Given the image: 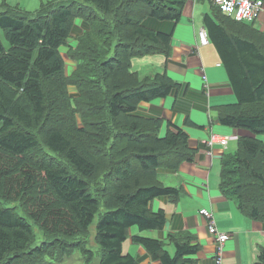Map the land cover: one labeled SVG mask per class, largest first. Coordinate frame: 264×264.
<instances>
[{
	"label": "trees",
	"instance_id": "1",
	"mask_svg": "<svg viewBox=\"0 0 264 264\" xmlns=\"http://www.w3.org/2000/svg\"><path fill=\"white\" fill-rule=\"evenodd\" d=\"M187 1L51 0L36 12L0 11L9 45L0 40V264L60 263L74 251L92 264L85 240L98 216L99 264H140L123 252L130 238L153 262L192 263L201 249L192 236L131 235L164 229V211L151 204L175 202L181 191L166 187L159 171H178L196 154L182 128L168 122L162 135V117L141 115L142 103L178 95L183 84L132 70L135 57H170L173 33L146 21L178 23ZM78 19L90 30L69 51L76 70L68 76L61 48ZM204 21L237 97L219 109V123L242 130L236 151L223 156L220 190L264 221V34L228 16ZM255 264H264V248Z\"/></svg>",
	"mask_w": 264,
	"mask_h": 264
},
{
	"label": "crops",
	"instance_id": "2",
	"mask_svg": "<svg viewBox=\"0 0 264 264\" xmlns=\"http://www.w3.org/2000/svg\"><path fill=\"white\" fill-rule=\"evenodd\" d=\"M218 9L209 0H188L178 23L146 21L149 28L173 33L171 55L169 58L163 53L135 57L132 59L133 71L141 78L166 72L173 80L183 84V90L178 95L173 93L164 99L142 103L141 115L162 117L165 120L163 131L167 130L168 122L182 128L196 154L192 162L183 163L178 171H159L160 180L166 187L181 191L180 198L175 202L161 197L151 204L154 212L164 211L167 219L164 229L143 233L133 229L131 235L165 240L171 234H187L201 246L196 255L189 257L190 264H215L216 242L208 232L205 217L200 214L202 209H207L213 212L218 229L231 235L223 247L222 264H255L260 250L264 248V221H255L241 213L237 204L220 190L223 156L236 151L237 140L230 141L226 148L214 147L212 154L207 153L205 143L212 134H242V130L219 123V109L237 103V97L217 47L210 38L209 44L203 46L199 38L201 30L208 32L204 21L207 15L213 16L218 23L225 19L226 15L219 13ZM253 26L264 34V11ZM89 30V24L78 19L72 34L77 36L76 45L71 47H77V38ZM71 40L72 37L68 42ZM67 57L66 74L70 76L76 70V62ZM70 92L75 93V88L70 87ZM187 119L194 126L186 125ZM123 252L136 256L140 264H160L153 262L149 252L131 238L124 243Z\"/></svg>",
	"mask_w": 264,
	"mask_h": 264
},
{
	"label": "built area",
	"instance_id": "3",
	"mask_svg": "<svg viewBox=\"0 0 264 264\" xmlns=\"http://www.w3.org/2000/svg\"><path fill=\"white\" fill-rule=\"evenodd\" d=\"M194 2L198 0H192ZM215 6L219 7L221 11L228 17L238 21L246 23H255L261 12L264 11L263 0H209ZM201 45L206 46L209 44L208 34L205 29L199 33ZM238 136H221L218 134H212L205 142L207 147V153L212 154V149L216 146L226 148L230 141L237 140ZM200 214L203 215L207 221V228L209 234L215 239L217 258L215 264H222V251L227 241L230 240L231 235L229 233L221 232L217 225L213 215V212L202 209Z\"/></svg>",
	"mask_w": 264,
	"mask_h": 264
},
{
	"label": "rangeland",
	"instance_id": "4",
	"mask_svg": "<svg viewBox=\"0 0 264 264\" xmlns=\"http://www.w3.org/2000/svg\"><path fill=\"white\" fill-rule=\"evenodd\" d=\"M47 1H49V0H0V11H3L2 9H6L7 7H10V8L19 7L21 9H26L28 11L34 12L35 10L41 8L42 3H46ZM76 37L77 36L74 34L72 36V40L70 42H68V45L66 47H63L61 50V53H62L64 59H66L67 61H68L67 56L69 55V51L71 49V46L76 45L75 44V42H76L75 38ZM0 40L2 41V43L4 44V46L6 48L9 47L7 40L5 38V34L1 29H0ZM72 91H73V89H72ZM165 131L166 130L162 131V135H164L166 133ZM259 138L264 141V136H259ZM14 205L15 204H12L10 206H14ZM98 218H99V216L95 219V222L90 227L89 237L87 240H85L86 245L94 252L95 259L93 260L92 264H99V262H100V249L97 246V243L95 241L96 226L98 223ZM135 232L140 233L138 229H135ZM36 233H37V241H38V243H40L42 240L41 233H39V231L37 229H36ZM47 262H50V264H83L84 260H83V255L81 254L80 251H74L71 254V256L65 258V260L60 262V263H56L54 261H51L49 258H47Z\"/></svg>",
	"mask_w": 264,
	"mask_h": 264
}]
</instances>
